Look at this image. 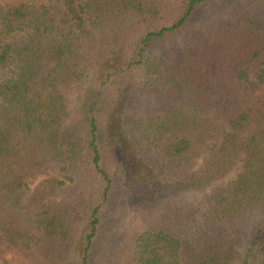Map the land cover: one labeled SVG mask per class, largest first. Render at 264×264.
Returning <instances> with one entry per match:
<instances>
[{"label":"trees","instance_id":"trees-1","mask_svg":"<svg viewBox=\"0 0 264 264\" xmlns=\"http://www.w3.org/2000/svg\"><path fill=\"white\" fill-rule=\"evenodd\" d=\"M216 1L0 0V264L34 253L32 226L88 263L113 187L107 149L130 173L128 199L176 219L132 233L126 264H264V0H232L238 19L184 30ZM39 175L17 226L3 213L16 216ZM50 197L53 211L35 213ZM82 209L87 233L70 239Z\"/></svg>","mask_w":264,"mask_h":264},{"label":"rangeland","instance_id":"rangeland-1","mask_svg":"<svg viewBox=\"0 0 264 264\" xmlns=\"http://www.w3.org/2000/svg\"><path fill=\"white\" fill-rule=\"evenodd\" d=\"M239 16L240 10L233 5L232 0H217L216 2H209L204 4L203 7L196 12L192 21L184 30L192 31L209 29L214 25H219L230 19H238ZM184 32L177 33L175 36L173 35L171 38L166 39L163 45L171 47L173 45L172 42L180 44L187 34ZM155 49H159L158 44L155 46ZM134 80L135 78L128 80V84H132ZM245 133L246 131L242 134ZM218 144V140L210 141L204 152L201 154V157L206 156L209 151L218 146ZM139 159L143 162V164H146L148 158L145 159V156H142V158ZM112 161L114 162V160L110 157L109 149H107L106 158L104 161H101V164L108 172H112L114 177L113 187L109 192L108 199L99 208V212L97 214L99 222L97 224L96 233L92 238V247L88 254L87 264H126L130 258L129 256L132 241L130 236L132 233H141L145 227L144 223L146 226H150L169 222L173 227V224L176 222L174 213L172 214L170 220L165 221L162 219V210L144 211L138 206L140 201L129 200L127 197L128 185L125 181L130 173H127L126 170H123L122 172H115L114 169L117 166L113 165ZM241 167V162L236 163L227 175L211 182V184L204 191L191 193L189 201L191 203H197L206 195L214 192L220 187L225 186L229 181L236 177L238 172L241 170ZM56 174V170L52 167L47 170L48 177L56 176ZM45 177L46 175H39L32 183H30L31 190L23 196L22 206L16 211V216H14L8 209H5L3 214L6 218L12 217L11 219L17 226L22 225L23 220L20 213L22 210H29L26 205V197L30 195L37 183ZM96 183H98L97 180H94L93 187L98 185ZM54 200L57 199L55 197H50V199L44 200L41 205L42 207L34 212L41 213V211L52 210L51 207H54ZM93 200H96V203H98L99 196L94 195ZM146 208L152 209L150 205ZM83 209L81 216L82 221H79L78 223L74 222L72 224L73 231L70 239H81L83 235L87 233L85 228L86 210L83 212ZM43 216L46 217L44 213ZM31 228L35 237L38 238L36 239L37 242L34 244L36 250L34 253L32 252L28 257H26L24 262L22 261L21 264H49L50 259H52L50 264H77L78 256L73 250L61 251L59 241H54L53 237L49 238L42 230V227L32 226ZM50 256H53L54 258H50ZM45 258L49 259L44 262Z\"/></svg>","mask_w":264,"mask_h":264}]
</instances>
